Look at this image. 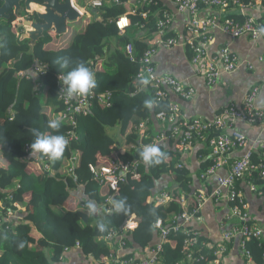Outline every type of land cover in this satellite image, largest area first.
<instances>
[{"label": "trees", "instance_id": "obj_1", "mask_svg": "<svg viewBox=\"0 0 264 264\" xmlns=\"http://www.w3.org/2000/svg\"><path fill=\"white\" fill-rule=\"evenodd\" d=\"M2 4L0 0V7ZM129 12L130 5L124 0L121 5L102 10L97 20L93 15L83 18L69 42H64L62 35L52 37L46 33L34 46L29 39L22 38L23 31L14 13L11 20L0 21V189L9 193L20 186L16 198L25 207L24 222L15 238L0 230V264H63L65 249L75 248L77 244L85 256L101 262L115 250V246L105 241L109 229L120 227L132 215L136 216L139 227L133 232L131 245L144 249L155 239L154 225L158 220L168 225L173 217L192 212L190 194L194 178L186 166L178 168L182 162L179 152L176 149L170 154L160 152L158 164H145L139 155L153 141L151 137L139 138L137 126L147 122L148 129L152 118L166 110L167 104L155 105L153 90L142 88L136 79L140 65L129 60L125 47L133 44L137 53L142 54L149 46L139 38L156 33V21L163 11L151 14L148 19L130 14L132 29L121 34L115 21ZM31 19L38 20L37 15ZM142 26L145 30L139 32ZM63 56L91 68L97 82L95 91L110 92L111 101L108 107L95 102L87 115L78 118L75 128L59 121L61 127L56 131L49 127V122L58 121L57 113L63 110L58 99L57 77L67 75L75 67L73 63L59 70L56 60ZM38 62L46 68L45 76L40 79L44 83L41 91L37 88V78L19 77L21 72L32 71ZM146 101H151V107ZM32 129L63 136L74 130L78 138L45 171L44 163L36 162V157L25 151L26 144L34 140ZM168 142L175 148L174 139ZM120 159L138 161L141 177L128 178L121 185L120 196L116 198L118 210L108 214L106 200L112 192L106 184L100 185L94 179L90 166L100 169L109 160ZM254 161L258 162L257 156ZM211 165L212 159L204 158L197 177ZM164 176L171 180V189L167 188L175 200L157 206L151 199ZM254 182L264 185V180L259 178ZM78 188H83L90 202H97L99 210L90 212L80 206L79 198L74 195ZM182 192L189 196L185 208L178 202ZM184 238L182 233L173 234L165 241V262L173 264L183 258ZM206 241L202 238L200 243ZM246 250L252 255L251 264H264V240L247 241ZM203 253L205 260L194 264H212L215 259L212 252Z\"/></svg>", "mask_w": 264, "mask_h": 264}, {"label": "built area", "instance_id": "obj_2", "mask_svg": "<svg viewBox=\"0 0 264 264\" xmlns=\"http://www.w3.org/2000/svg\"><path fill=\"white\" fill-rule=\"evenodd\" d=\"M64 2L65 0H60ZM130 5V12L120 16L115 21L117 29L121 34H126L132 29L130 14L140 15L148 19L151 13L145 10V5H151V0H126ZM176 6L175 11L164 10L156 21V33L147 37L139 38L149 47L138 54L133 44L125 47L126 55L131 62H138L139 72L136 79L141 83L142 88H150L154 92L156 103H166L167 109L158 112L155 119L167 126V130L156 135H149L147 122H141L137 126L139 138H152V145L157 146L161 142L170 140L176 141L175 149L181 155V163L178 168L186 166L185 157L191 152L198 140H205L209 149V158L212 159L210 168L202 174L201 181H207L213 177L216 179L217 188L210 192L205 189H196L190 197L193 200L192 212L185 211L180 216L173 217L170 224L165 225L158 220L154 225L155 239L150 247L140 248L131 245L132 235L138 229L139 223L136 216L132 215L120 227H112L105 236V241L115 250L110 255L104 256L101 262L93 257L99 264H168L164 260V243L173 234H184L181 253L183 258L173 264H194L204 261L203 252L210 250L215 256L212 264H229V257L235 251V243L241 249L244 257V264H251L252 255L246 250V242L255 238L264 240V229L257 225L255 217L252 216L251 204L245 199L239 188V183L246 181L254 193L264 195L258 185L254 182L256 178L264 180V140L253 143L249 142L245 134L235 130V125L242 122L249 125L264 126V107L256 105V99L260 88L253 87L247 95L243 105L231 103L226 105L221 112L211 119L187 118L182 114L180 106L171 101V94L174 93L184 100H191L195 96V89L171 75H161L158 72L155 57L162 49L174 47H186L192 54L191 62L197 76L202 77L209 86L216 85L223 74H234L239 69L237 58L229 48H222L218 52H211L215 37L214 31H218L231 40H238L244 37L254 42L264 41V19L246 15L243 20L222 16L232 9L242 11L261 9L264 14V0H173ZM124 0H71V6L79 13L81 19L94 14L92 10L98 9L99 13L105 8L121 5ZM218 10V15H203L205 10ZM41 4H32L31 10L25 11L23 16L18 17L17 23L24 24L37 12H43ZM187 14L189 26L186 36L177 35L172 25L176 14ZM221 14V15H220ZM19 25V26H20ZM28 30V28H23ZM142 26L139 32L144 31ZM27 33L23 31V34ZM50 36H57L56 31H50ZM93 72V70L90 68ZM46 74L45 65L42 62L35 64L30 72H21L19 77H26L27 80L37 78V88L42 90L44 83L40 80ZM59 76L61 77L59 80ZM57 77L58 99L63 104V110L57 113V120L66 122L75 128L80 116L87 115L95 102L105 107L110 105L111 93L98 94L91 89L86 95L66 98L63 92H59L63 83V74ZM145 81L147 83H145ZM229 131V132H228ZM67 145L77 140L78 136L74 130L69 131L65 136ZM244 150L242 156L231 160V155L237 150ZM25 151L30 154V145L26 144ZM259 153L258 162L254 156ZM36 157V162H43L44 170H50L53 162L47 157ZM75 158H73L74 160ZM139 162L136 160H109L100 169L91 165L90 170L94 179L100 184H106L112 194L106 200L107 213L118 210L116 198L120 196L121 185L126 183L128 178L139 180L141 175L138 172ZM228 167L225 176H219L218 172ZM72 171V170H70ZM21 189L17 186L14 192H0V230L7 231L9 236L15 238L18 234V227L24 222L25 207L16 198V192ZM79 189V188H78ZM83 189V188H82ZM76 192V191H74ZM188 194L182 192L178 202L182 207L188 205ZM80 206L89 209L88 204L95 205L97 202H90L85 195L80 198ZM152 202L157 206L174 201L170 190H163L152 197ZM115 201V204L113 203ZM209 202L224 204L225 214L222 219L223 231L216 240L206 237L200 230L190 228L192 221L202 219V210ZM99 210V209H98ZM205 238L206 242H201ZM75 248L81 249L77 244ZM75 248H66L65 254ZM64 260V257H63Z\"/></svg>", "mask_w": 264, "mask_h": 264}, {"label": "crops", "instance_id": "obj_3", "mask_svg": "<svg viewBox=\"0 0 264 264\" xmlns=\"http://www.w3.org/2000/svg\"><path fill=\"white\" fill-rule=\"evenodd\" d=\"M151 5H145L144 9L149 10L151 14L157 15L158 12L164 10L175 11L176 6L173 0H151ZM218 10L210 9L203 11V15H218ZM176 14V13H175ZM221 15V14H220ZM246 15H251L255 18H262L264 14L261 9L242 11L232 9L226 15L231 17L245 18ZM187 14H176L172 28L177 35L186 36L189 26ZM27 32L26 30H23ZM215 42L211 52L216 53L222 48H229L232 54L237 58L239 69L234 74H223L218 83L213 86L207 85L202 77L197 76L195 68L192 65V54L186 47H174L172 49L160 50L156 57L155 63L158 72L161 75H171L192 86L195 89V96L191 100H184L172 93L171 101L178 104L182 109V114L187 118H203L211 119L218 115L221 110L228 104L235 103L243 105L245 99L253 87H259L260 92L256 99L258 107H264V41L254 42L251 39L244 37L238 40H231L228 36L214 31ZM164 103H156L161 105ZM165 124L152 118L150 127L147 129L149 135H156L165 131ZM235 130L246 135L249 147L253 143L264 140V126L249 125L238 122L235 125ZM229 132V131H228ZM112 133V132H111ZM140 137V136H139ZM161 153L170 154L174 152V145L161 142L157 145ZM244 150H237L231 155V160L238 159L242 156ZM209 149L205 140H198L191 152L185 157L186 167L191 170L194 178L193 185L196 189H205L210 192L217 188L216 179L211 177L206 182L201 181L197 177V172L204 158L209 157ZM208 155L205 157V155ZM255 156L259 157V153ZM228 167L218 172L219 176H225L228 172ZM170 178L164 176L159 183L155 194L169 190ZM239 188L243 192L245 199L251 204L252 216L255 217L257 225L264 229V195L254 193L250 189V185L246 181L239 183ZM259 189L264 193V185L259 186ZM171 189V188H170ZM154 194V195H155ZM75 197L80 198L84 195V190L79 188L74 193ZM77 198V199H78ZM224 204H216L209 202L202 210V219L200 221H192L190 228L200 230L206 237L211 240H216L223 231L222 219L224 216ZM264 239V238H263ZM238 243H235L233 255L229 257V264H244V257L238 251ZM63 264H99L89 256H85L81 249L75 248L64 255Z\"/></svg>", "mask_w": 264, "mask_h": 264}, {"label": "clouds", "instance_id": "obj_4", "mask_svg": "<svg viewBox=\"0 0 264 264\" xmlns=\"http://www.w3.org/2000/svg\"><path fill=\"white\" fill-rule=\"evenodd\" d=\"M73 63H75V67H72L67 75L63 76V83L59 91L63 92L66 98L86 95L96 87L97 83L94 73L83 62H74L70 56L58 57L56 60L59 70L67 69ZM60 78L59 76V80ZM145 83L147 82L145 81ZM145 103L151 107V101ZM49 127L59 131L61 125L59 121H50ZM31 131L34 140L30 144V156L47 157L52 161L61 158L67 146V141L63 135H46L38 129ZM139 155L145 164L160 163L161 153L155 145L144 146ZM113 203L115 204V201ZM88 208L90 212L95 211V205L92 203L88 204ZM100 228L103 230L104 225L101 224Z\"/></svg>", "mask_w": 264, "mask_h": 264}, {"label": "water", "instance_id": "obj_5", "mask_svg": "<svg viewBox=\"0 0 264 264\" xmlns=\"http://www.w3.org/2000/svg\"><path fill=\"white\" fill-rule=\"evenodd\" d=\"M38 0H3L0 7V21H9L14 13L18 16L23 11L31 10L32 4H37ZM43 12H37L38 20H27L20 28H28L27 33L23 34V39H29L32 46L41 40L46 33L55 30L57 35L67 32V24L81 20L79 13L71 6V0H42ZM95 19H98L99 10H92ZM34 15V16H35Z\"/></svg>", "mask_w": 264, "mask_h": 264}, {"label": "rangeland", "instance_id": "obj_6", "mask_svg": "<svg viewBox=\"0 0 264 264\" xmlns=\"http://www.w3.org/2000/svg\"><path fill=\"white\" fill-rule=\"evenodd\" d=\"M81 20H78L75 22H69L67 24V32L61 36L64 42L70 41L71 35L74 33L75 29L79 26V24L81 23ZM238 251L241 252V249L238 248Z\"/></svg>", "mask_w": 264, "mask_h": 264}]
</instances>
